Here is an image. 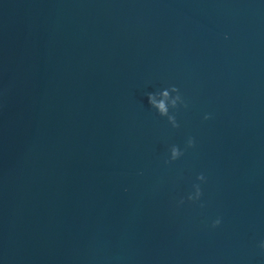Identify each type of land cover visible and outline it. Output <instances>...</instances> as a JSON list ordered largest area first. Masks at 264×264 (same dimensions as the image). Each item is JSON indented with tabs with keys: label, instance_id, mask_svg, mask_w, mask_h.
Wrapping results in <instances>:
<instances>
[{
	"label": "water",
	"instance_id": "water-1",
	"mask_svg": "<svg viewBox=\"0 0 264 264\" xmlns=\"http://www.w3.org/2000/svg\"><path fill=\"white\" fill-rule=\"evenodd\" d=\"M168 85L176 129L144 95ZM260 239L264 0H0L2 264H264Z\"/></svg>",
	"mask_w": 264,
	"mask_h": 264
},
{
	"label": "clouds",
	"instance_id": "clouds-1",
	"mask_svg": "<svg viewBox=\"0 0 264 264\" xmlns=\"http://www.w3.org/2000/svg\"><path fill=\"white\" fill-rule=\"evenodd\" d=\"M144 95L149 109H151L159 117L165 119L167 124L172 129H176L178 127L176 111L178 108L187 107V101L181 95L178 88L174 85H168L161 88L159 91H148ZM209 118V114L205 113L203 115V120H208ZM194 143V138L192 136H188L184 142L183 148H179L175 144L169 145L163 158V164L167 166L168 164L177 161L186 149L194 147ZM204 183V174L197 173L194 182L191 184L190 190L175 201V207L179 208L185 203L198 204L200 207H203V203L201 202V185ZM220 223L221 219L217 216L210 221L209 226L214 229L218 227ZM257 247L264 251V239H260ZM0 264H2V262H0Z\"/></svg>",
	"mask_w": 264,
	"mask_h": 264
}]
</instances>
